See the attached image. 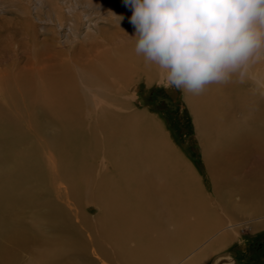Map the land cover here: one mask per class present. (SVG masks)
Listing matches in <instances>:
<instances>
[{
    "label": "bare ground",
    "instance_id": "bare-ground-1",
    "mask_svg": "<svg viewBox=\"0 0 264 264\" xmlns=\"http://www.w3.org/2000/svg\"><path fill=\"white\" fill-rule=\"evenodd\" d=\"M110 1L62 0L43 20L36 1L51 39L37 43L24 17L33 48L0 69V264H174L210 218L193 170L135 107L140 82L163 84L135 53L132 10ZM251 72L186 93L215 202L231 219L264 215V61ZM227 238L181 264L206 260Z\"/></svg>",
    "mask_w": 264,
    "mask_h": 264
},
{
    "label": "clouds",
    "instance_id": "clouds-1",
    "mask_svg": "<svg viewBox=\"0 0 264 264\" xmlns=\"http://www.w3.org/2000/svg\"><path fill=\"white\" fill-rule=\"evenodd\" d=\"M125 4L132 10L135 53L157 68L166 88L200 95L211 84L245 79L264 61V0Z\"/></svg>",
    "mask_w": 264,
    "mask_h": 264
},
{
    "label": "rangeland",
    "instance_id": "rangeland-1",
    "mask_svg": "<svg viewBox=\"0 0 264 264\" xmlns=\"http://www.w3.org/2000/svg\"><path fill=\"white\" fill-rule=\"evenodd\" d=\"M36 1L38 2V0H0V69L13 65L16 61L17 51L21 54H28L29 48H33V44L29 41L25 28H23L24 26L21 24L22 20L28 21L24 17H27L29 20L31 19L34 25V32L37 34V43L43 44L46 38L51 39L50 33L45 35L42 29L44 24L39 23L35 19L34 8L37 4ZM61 1L41 0L37 15L42 20L46 19L49 15L53 16V10L58 5H61ZM87 1L98 2L101 0H80L81 3ZM112 2L113 0L110 1V3ZM28 13L30 16H28ZM102 18L109 22L110 19L112 20V17L106 18L105 15ZM99 22L102 29H109L108 23L103 20ZM47 28L53 29L54 27L48 25ZM85 29V26H82L81 33L83 36L86 33ZM18 31H20L21 35L18 34L17 36ZM99 51H103V48ZM23 66L24 64L21 68ZM145 84L144 82L138 84V99L135 102V107L139 112L150 116L154 120L157 128L167 136L169 143L182 160H184L183 162L193 170L202 194L209 199L208 208L212 211L207 222H202L197 228L196 236L193 234L195 238L198 237L197 239L200 240L198 244L182 257L183 260L180 258L174 264H181L187 259L190 261L200 251L224 235H227L228 241L221 247L219 245L218 247L214 246L215 249L211 251V256L209 255L206 260L198 264H216L215 262L219 259L220 262L218 264H231L233 259L238 264H264V227L261 229L255 228L257 224L264 222V215L253 216L250 214V211L244 215L238 213V219L232 218L233 223L227 212L215 202L214 178L209 170L204 154L207 144L201 140L193 108H191L192 99L189 101V96L185 92L175 88H166L164 85L158 83L152 85ZM4 103V99H0V105ZM106 167L108 173L114 172L113 166L111 168ZM38 197L39 199L44 198L43 194H39ZM238 198L236 202L241 203L239 201L240 198ZM98 214L99 212L96 208L90 210L92 217H96ZM229 224L235 225L234 229L230 230ZM98 262H100L98 264H102L101 261Z\"/></svg>",
    "mask_w": 264,
    "mask_h": 264
},
{
    "label": "crops",
    "instance_id": "crops-1",
    "mask_svg": "<svg viewBox=\"0 0 264 264\" xmlns=\"http://www.w3.org/2000/svg\"><path fill=\"white\" fill-rule=\"evenodd\" d=\"M231 264H237V261L233 259V262Z\"/></svg>",
    "mask_w": 264,
    "mask_h": 264
},
{
    "label": "flooded vegetation",
    "instance_id": "flooded-vegetation-1",
    "mask_svg": "<svg viewBox=\"0 0 264 264\" xmlns=\"http://www.w3.org/2000/svg\"><path fill=\"white\" fill-rule=\"evenodd\" d=\"M233 259V258H232ZM237 264H238V262H237Z\"/></svg>",
    "mask_w": 264,
    "mask_h": 264
}]
</instances>
